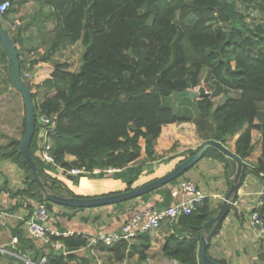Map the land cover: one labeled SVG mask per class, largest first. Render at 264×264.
I'll return each mask as SVG.
<instances>
[{
	"label": "trees",
	"instance_id": "16d2710c",
	"mask_svg": "<svg viewBox=\"0 0 264 264\" xmlns=\"http://www.w3.org/2000/svg\"><path fill=\"white\" fill-rule=\"evenodd\" d=\"M3 1L10 5L0 15V20H9L10 14L16 11L15 6L29 0H0V3ZM36 2L40 7H51L44 19H53L54 29L48 38L47 48L35 62L45 68L47 78H43L41 84L25 85L31 92L35 114L38 111L56 115L55 130L49 137L56 165L65 171L82 170L76 175L61 174L64 179L73 184H80L82 178L122 179L125 187H117L110 193L136 187L133 183L141 173V159L152 161L156 149L157 152L163 150L156 143L161 128L181 123L194 126L197 138L202 140L201 145L207 140L225 145L238 133L235 155L243 162V168L237 186H241L248 173L261 177L264 173V123L254 124V120L259 116V104L264 103V0H245L247 4L256 3L263 15L251 19L228 0ZM11 40L16 47L22 78L25 64L17 48L19 38L11 36ZM77 41L83 44L77 71L68 70L66 62L48 65L57 50ZM0 55V61L8 65V80L14 87L10 64L1 47ZM32 65L28 69L31 70ZM202 69L206 70V79L214 88L208 97L192 99L177 96L179 103H184L183 107H177V111L163 105L162 99L174 95V92L198 86ZM40 85L48 93L37 103L35 87L38 89ZM221 92L224 93L223 99L215 103L212 98ZM23 111L22 135L26 121L24 106ZM251 129L261 134V154L250 169L244 159L253 150ZM37 132L35 124L29 152L38 176L50 185L48 192L78 198L103 195L102 192H73L72 187L57 177L55 168L42 161L37 147ZM19 142L11 140L6 146H0V160L10 161L24 174V187L10 195L35 203L44 202L49 210L52 203L43 198L22 154L17 151ZM180 144L179 141L172 143L166 151L172 153ZM185 150L186 157L196 152L189 148ZM66 155L73 159L66 160ZM204 157L217 159L225 167L233 166V172L228 174V177L233 176L229 185L233 183L235 162L212 148ZM168 159L171 161L173 158L170 156ZM108 169L113 172L109 173ZM169 183H174V180ZM149 193L141 197L145 198ZM166 194L167 199L172 200L170 189ZM171 204L168 202L166 207ZM27 208L29 218L31 205ZM218 210H212L205 197L191 213L161 224L159 229L165 236L160 253L179 264H198V241L211 229L204 224ZM253 211L264 219V193ZM22 224L19 222L14 227L12 235L19 244L34 248L33 240L28 236L25 238L20 228ZM150 233L140 234L132 241L120 240L109 245L96 242L95 246L107 252V264L122 263L134 256L136 264H142L148 257ZM57 240L63 244L65 254H55L43 246L34 252L32 260L38 261L45 256L47 264H92L90 255L76 253L87 245L82 235L72 234ZM260 264H264V259Z\"/></svg>",
	"mask_w": 264,
	"mask_h": 264
},
{
	"label": "crops",
	"instance_id": "0c3cea01",
	"mask_svg": "<svg viewBox=\"0 0 264 264\" xmlns=\"http://www.w3.org/2000/svg\"><path fill=\"white\" fill-rule=\"evenodd\" d=\"M16 12L17 11L13 12L8 17L9 20L14 19V24L18 23V21L13 18ZM2 21L6 20H0V24L3 27ZM41 21L44 22V16L41 17ZM38 27L39 31H42V38L45 37L46 33L48 34L53 31L50 30L46 32V26L44 24ZM39 50L40 49H37V51ZM21 59L27 68L33 64L30 72L34 74L37 73V75L42 74V71H40L42 66L39 63H35L38 57L32 56L27 59ZM37 83L41 84V81ZM258 108L259 116L255 118L254 124L264 123V103L259 104ZM186 124L187 123L169 124L161 128L158 140L164 150H167L174 141L188 143V146H190L192 150H196L197 147L201 145V139H189L187 135H185L184 131L190 132V128H187L188 125ZM182 128L183 130H181ZM193 131L196 134L195 128ZM189 135L190 134H188V136ZM238 135L237 133L232 136L224 145L234 154L235 141ZM250 136L253 150L249 156L244 159V162H246L251 169L253 168V163L257 161L261 154V134L258 130L251 129ZM200 140L201 142H199ZM65 158L69 161L73 159L70 155H66ZM4 162L5 165L0 167V248L3 249V251L0 252V264H25V260L27 259L32 261L34 252L39 251V249L43 247V244L33 239L34 248H30L26 244H19L17 238L12 235V231L19 222H23L20 228L24 231L25 238L29 237L25 226L29 215L27 205H31L33 211L35 202L24 200L19 196L13 197L10 195L11 192H15L24 187V174L15 164L8 160ZM233 169V166L229 165L225 167L224 163L217 159L203 157L188 170L187 178L203 191L205 197L209 200L210 208L212 210H218L230 187L229 180L233 178V176L228 177V174L233 172ZM260 176L261 177H257L248 173L241 186L238 187L237 191L234 193L235 195L231 196L229 210L219 229L209 240L206 248V255L212 260L220 261L224 264H260L263 261L264 238L257 236L255 229L249 222L250 212L260 204V197L264 193V173H261ZM83 179L84 178L80 180V184L84 181ZM106 179L108 183L106 185L103 184L102 189H97L98 193H110L120 184H124L122 179ZM169 189L171 190V194L176 192V196L172 197V200L167 199L166 192ZM183 198V195L178 192V183L174 182L165 184L159 191L154 190L150 192L145 198L140 196L122 202L119 205L113 204L76 210L63 209L57 205H52L49 208V222L47 226L52 231L71 232L72 234L82 235L86 239L87 245L85 248L77 251V254L89 256L88 253L91 252L92 254L98 253L107 255V252L101 251L95 246L94 240L97 235L118 231L128 219L129 215L139 208L152 207L162 209L166 207L168 202L173 204ZM164 236L165 234L160 230L150 233L151 240L150 248L147 251L148 257L142 264H179L174 260L165 258L162 253H160L159 250L164 243ZM97 264H101L100 260H97ZM118 264H136V256Z\"/></svg>",
	"mask_w": 264,
	"mask_h": 264
},
{
	"label": "rangeland",
	"instance_id": "374dc122",
	"mask_svg": "<svg viewBox=\"0 0 264 264\" xmlns=\"http://www.w3.org/2000/svg\"><path fill=\"white\" fill-rule=\"evenodd\" d=\"M229 2H233L236 8L244 13L245 15L249 16V18L255 17H262L263 15L260 13L259 9L256 6V3L247 4L245 0H228ZM20 9V10H19ZM16 14L13 18L18 21L17 24L13 23V20L10 19L9 21H2V25L8 35L19 38L17 48L21 53V58L27 59L32 56L39 57L47 48L49 42L48 38L50 37V33H46L45 37H43L42 31H39V27L41 24L46 26V32L53 30L54 27V20L53 19H44V22L41 21V17H45L46 13L51 11V7L49 6H39L36 0H29L26 4L16 5ZM12 18V16H11ZM13 26V29H12ZM52 34V33H51ZM39 48H38V46ZM37 49H40L37 51ZM83 50V44L80 41L67 46L64 49L57 50L50 58L48 65H53L55 63L66 62L68 64V70L70 71H77L80 65V55ZM1 56V55H0ZM1 60V58H0ZM45 68L41 67L40 71L42 74L37 75V73L30 72L26 66L22 72V80L24 84H28L29 86H33L38 81H44L43 78H47V71L44 70ZM8 65L0 61V146H6L10 143L11 140H21L22 138V130H23V104L21 95L17 92V90L11 86L8 80ZM25 73H28L30 76L25 77ZM34 74V75H32ZM206 70L202 69L200 72V84L196 86L194 89L196 90L199 86L204 87L207 92H211L213 86L211 87V81H207L206 79ZM211 89H210V88ZM37 90L36 93V102L39 103L42 99H44L45 95L48 93L43 86L35 87ZM223 92L217 94L214 97V102H220L223 99ZM229 94V92H228ZM179 98L175 95H171L168 98L162 99L163 105L171 107L173 111H177L178 106L184 105V103H179ZM38 113V111H36ZM187 128H190V132L184 131L185 135L189 139L196 138L197 136L194 133V127L191 123H187ZM183 130V128L181 129ZM175 131V130H173ZM169 133V132H168ZM188 134H190L188 136ZM198 140V139H197ZM174 141L173 143H176ZM201 142V140L199 141ZM157 144H160L159 140L156 141ZM161 145V144H160ZM191 149L188 146V143H181L174 152L168 153L166 150H162V152H157L156 149L154 160L152 161H141L139 162L141 167V173L137 177L133 186L140 185L153 179L155 177H159L166 172L170 171L181 159L186 157V150ZM173 159L168 161L169 157ZM143 157V153L141 158ZM5 160H0V167L5 165ZM7 161V160H6ZM10 162V161H9ZM193 167V166H192ZM191 167V168H192ZM113 171L109 172L112 173ZM188 170L184 172L182 175L174 179V182L178 183L180 180H188ZM57 177L61 178L65 183H67L70 187H72L73 192L86 194V193H96L97 189H102L103 184H107V179H100V180H90L84 178L81 184L76 183L73 184L69 182L67 179L59 174L58 172L54 173ZM56 178V177H55ZM59 180V179H57ZM190 181V180H188ZM192 182V181H190ZM194 183V182H192ZM64 186H66L64 184ZM125 184H120L118 188L123 189ZM64 193V192H63ZM50 203V202H49ZM51 204V203H50ZM52 205H55L52 203ZM51 205V206H52ZM60 208L72 210V208L63 207L57 205ZM74 210V209H73ZM50 211L47 210V213ZM160 230V229H159ZM90 255V260L92 264H97V260H100L101 264H107L106 262V254H98L91 252L88 253Z\"/></svg>",
	"mask_w": 264,
	"mask_h": 264
},
{
	"label": "water",
	"instance_id": "95a60500",
	"mask_svg": "<svg viewBox=\"0 0 264 264\" xmlns=\"http://www.w3.org/2000/svg\"><path fill=\"white\" fill-rule=\"evenodd\" d=\"M0 47L6 54L7 60L10 64V77L11 82L17 92L21 95L23 106L25 109V129L22 135V138L17 146V151L22 154L24 161L26 162L34 181L39 185L43 198L55 205H60L63 207H68L72 209H86V208H95L102 207L107 205L118 204L134 198L140 197L146 193L152 192L165 184H168L172 180L176 179L184 172L189 170L194 166L199 160H201L206 151L209 148H212L222 154L225 158L232 160L236 164V172L234 176V181L230 185L228 191L225 194L223 203L219 206V210L216 215L209 217L205 222L204 227H211L210 231L206 235H202L198 241L197 248V261L198 264H220L215 260H212L206 255V248L208 246L209 240L214 236V234L219 229L223 219L225 218L229 206L231 204V196L237 191V179L241 174L243 168V162L241 159L231 152L227 147H225L220 142L215 140H207L196 150L192 155H189L178 164H176L170 171L165 174L157 177L154 180H151L147 183H144L140 186L133 187L127 191L118 192V193H107L99 196L92 197H66L58 194L48 192L50 188L49 183H47L43 178H40L37 173V167L33 160L31 159L29 152L30 141L33 137L34 128H35V114L33 108V101L31 98V92L29 88L24 84L23 80L20 77L19 69V59L17 56L16 47L13 44L10 36L6 30L0 24ZM175 96L189 97L192 99H198L202 97H208L209 92L205 90L204 87L199 86L195 89H188L184 91L174 92ZM180 215H178L175 220H178Z\"/></svg>",
	"mask_w": 264,
	"mask_h": 264
},
{
	"label": "built area",
	"instance_id": "2783aa9c",
	"mask_svg": "<svg viewBox=\"0 0 264 264\" xmlns=\"http://www.w3.org/2000/svg\"><path fill=\"white\" fill-rule=\"evenodd\" d=\"M9 5L8 1L0 3V15L7 10ZM28 76L30 75L25 73V77ZM34 116L35 124L38 126V132L36 135L37 147L42 161L55 168V171L64 176L76 175L82 172V170L78 169L65 171L55 163V159L51 153L49 137L55 130L57 122L56 115H46L38 112ZM97 171L98 170H95L94 172ZM107 171L111 172L113 170L108 169ZM178 192L183 195L184 198L182 200L162 209L152 207L139 208L129 215L128 219L118 231L97 235L94 242H101L105 245H109L120 240L131 241L145 232L157 231L161 224L172 222L178 215L191 213L205 198V194L199 187L185 179L178 182ZM171 195L172 197L176 196V192H173ZM48 222L49 214L47 213L44 202L34 203L33 211L25 223L28 236L33 240L40 241L43 246L49 247L47 250L51 249L55 254H65V248L57 238L68 237L71 236L72 233L52 231L47 226ZM249 222L255 229L257 236L264 238V219L260 218L256 211L250 212ZM52 237L56 239L52 241ZM2 251L3 249L0 248V252ZM25 264H47L46 257L42 256L38 261L27 259L25 260Z\"/></svg>",
	"mask_w": 264,
	"mask_h": 264
}]
</instances>
